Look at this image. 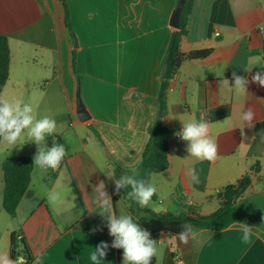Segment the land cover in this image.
Masks as SVG:
<instances>
[{
  "label": "crops",
  "instance_id": "obj_1",
  "mask_svg": "<svg viewBox=\"0 0 264 264\" xmlns=\"http://www.w3.org/2000/svg\"><path fill=\"white\" fill-rule=\"evenodd\" d=\"M73 29L70 38L61 0H0V34L10 50L9 75L0 99L21 100L36 118L58 124L47 145L64 144L67 155L59 168L33 165L30 184L7 233L23 238L33 261L41 264H93L90 254L102 241L111 245L107 221L99 214L93 186L103 180L112 210L125 205L114 198V180L102 170L137 169L156 113V97L178 0H64ZM187 35L180 52L211 50L202 59H185L169 82L167 113L162 120L172 132L168 167L150 178L157 193L144 209L155 213L207 216L220 205L219 192L246 174L251 183L237 202L236 221L222 231L193 227L197 240L188 244L162 234L156 264H264V87L251 76L264 71V0H188ZM76 40V47L73 46ZM75 52L79 86L71 68ZM245 68H252L245 72ZM250 82L247 92L231 86L232 73ZM227 79L230 83L223 81ZM79 104L87 118L79 116ZM255 112L254 127L242 119ZM203 116L218 144L215 161L188 157L187 142L176 133L182 123ZM26 140V136H22ZM34 142L23 147L0 143V219L2 163L32 157ZM200 183L191 180V170ZM255 168V169H254ZM66 199L53 206L47 193ZM75 196V200H73ZM142 208V207H141ZM10 217V216H9ZM244 224L251 228L243 240ZM10 238V237H9ZM18 251V249H17ZM9 253L10 241L0 254ZM25 261L23 256H20ZM13 260V259H12ZM100 264H121L120 249L109 247Z\"/></svg>",
  "mask_w": 264,
  "mask_h": 264
},
{
  "label": "clouds",
  "instance_id": "obj_2",
  "mask_svg": "<svg viewBox=\"0 0 264 264\" xmlns=\"http://www.w3.org/2000/svg\"><path fill=\"white\" fill-rule=\"evenodd\" d=\"M252 68H245V72H251ZM231 84L241 93L247 92L249 80L244 76L238 75L235 71L232 73ZM224 83H230L227 79ZM251 83L264 87V71L256 72L251 76ZM242 119L248 128L254 127L255 112L252 108H247ZM181 130L176 135L187 142L186 151L188 157L197 160H207L213 162L218 157V144L210 136L209 122L201 116L199 120H192L182 123ZM58 130L57 121L49 116L36 118L33 115V107L29 103L21 100L8 102L0 99V141L6 143L9 148L23 147L25 142L31 141L37 145V153L34 156V165L41 170H55L60 167L62 161L67 155L64 144L53 143L51 147L47 145V138L55 134ZM26 136V140H22ZM105 175L112 179L115 176V170H102ZM131 174L122 175L114 180L115 192L118 194L122 188H130L127 192V199L146 208L152 201V197L157 193L156 186L149 180L140 178V173L133 169ZM191 180L194 184L200 183V176L193 168L191 170ZM95 192V203L101 209L99 212L107 221L109 235L113 237L111 245L101 242L90 254L93 264H100L107 255L109 247L114 249H123V264H152L153 259L159 260L161 250L158 242L151 238V233L141 227L138 219L130 214L116 215L112 210V199L106 191V185L100 180L93 186ZM75 200V196L72 197ZM66 197L60 192L50 191L47 193V200L53 206L61 205ZM173 214L179 216L180 209H174ZM251 228L244 224L243 240L248 242L250 239ZM178 239L183 244H188L190 240H197L198 234L193 230L190 223L182 224V231L177 234ZM0 264H26V261L17 257L12 260L9 253L0 254ZM33 264H41V258L34 259Z\"/></svg>",
  "mask_w": 264,
  "mask_h": 264
},
{
  "label": "trees",
  "instance_id": "obj_3",
  "mask_svg": "<svg viewBox=\"0 0 264 264\" xmlns=\"http://www.w3.org/2000/svg\"><path fill=\"white\" fill-rule=\"evenodd\" d=\"M187 1L178 0L177 3V6L181 3L182 7L179 24L173 31L166 49L156 97V113L148 128V142L142 154L140 164L136 169L140 173V178L149 181L153 174L162 173L168 167V141L172 132L163 126L162 120L167 113L166 94L169 82L185 59H202L211 53V50H203L190 52L184 56L180 52L181 40L187 35ZM61 2L64 8V23L70 38L73 40V29L70 22L69 10L64 0H61ZM9 64L10 50L8 40L6 36L0 34V94L8 80ZM71 68L79 86V74L76 68L74 51L72 52ZM33 165L34 161L32 157H11L5 159L2 163V208L10 217L14 216L30 184ZM114 170L117 179L122 175L131 174L130 170H124L118 166H114ZM250 183V175L246 174L235 183L224 187L218 194L220 199L219 208L207 216H201L196 213L176 216L173 213H155L151 210L141 208L138 204L127 199V192L130 191V188H122L118 194L114 190L113 196L125 205L127 214L138 219L137 222L141 227L148 230L151 233V238L155 240L162 234L177 236L182 231L183 223H190L195 228L208 231H222L229 228L236 221L235 206L244 197ZM230 200L232 201L230 202ZM10 255L13 260L23 256L26 264H30L33 260L25 240L23 238L16 239L14 235L10 238ZM152 264H156L155 258Z\"/></svg>",
  "mask_w": 264,
  "mask_h": 264
},
{
  "label": "rangeland",
  "instance_id": "obj_4",
  "mask_svg": "<svg viewBox=\"0 0 264 264\" xmlns=\"http://www.w3.org/2000/svg\"><path fill=\"white\" fill-rule=\"evenodd\" d=\"M73 46H74V44H73ZM2 156L3 155H0V160H1ZM151 203L149 205H151ZM122 214H127V210H126V212H124L122 207L118 206V215H122ZM2 216L4 219H0V251L7 248L9 241H10V238L13 235V233L12 234L10 232L7 233L8 230H10L9 229L10 224H12V226L15 227V229H14L15 233H18L16 221L11 219V217H9L5 213V211H4V213H2ZM120 256H121V264H123V249H120Z\"/></svg>",
  "mask_w": 264,
  "mask_h": 264
},
{
  "label": "water",
  "instance_id": "obj_5",
  "mask_svg": "<svg viewBox=\"0 0 264 264\" xmlns=\"http://www.w3.org/2000/svg\"><path fill=\"white\" fill-rule=\"evenodd\" d=\"M181 3L176 7V10L174 11V15H173V24H174V28L178 27L179 24V17H180V13H181ZM77 43L76 40H74V46L76 47ZM82 106L79 104V116L82 120H85L87 118L85 112L81 109ZM232 200H230L231 202Z\"/></svg>",
  "mask_w": 264,
  "mask_h": 264
}]
</instances>
